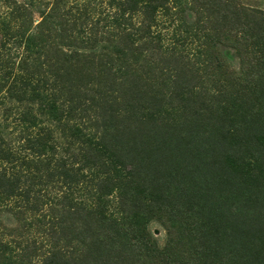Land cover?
Instances as JSON below:
<instances>
[{"label": "trees", "instance_id": "trees-1", "mask_svg": "<svg viewBox=\"0 0 264 264\" xmlns=\"http://www.w3.org/2000/svg\"><path fill=\"white\" fill-rule=\"evenodd\" d=\"M0 264H264V10L0 0Z\"/></svg>", "mask_w": 264, "mask_h": 264}, {"label": "rangeland", "instance_id": "rangeland-1", "mask_svg": "<svg viewBox=\"0 0 264 264\" xmlns=\"http://www.w3.org/2000/svg\"><path fill=\"white\" fill-rule=\"evenodd\" d=\"M236 1L247 7L264 10V0H236ZM150 228L152 234L158 239L160 243H162L165 237V231L162 228V226L158 222L153 221L150 225Z\"/></svg>", "mask_w": 264, "mask_h": 264}]
</instances>
